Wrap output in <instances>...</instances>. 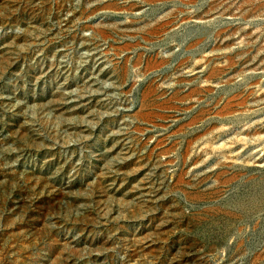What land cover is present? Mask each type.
Listing matches in <instances>:
<instances>
[{"label":"rangeland","instance_id":"374dc122","mask_svg":"<svg viewBox=\"0 0 264 264\" xmlns=\"http://www.w3.org/2000/svg\"><path fill=\"white\" fill-rule=\"evenodd\" d=\"M0 264H264V0H0Z\"/></svg>","mask_w":264,"mask_h":264}]
</instances>
